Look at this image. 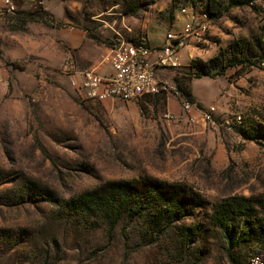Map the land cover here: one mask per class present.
Instances as JSON below:
<instances>
[{"label": "rangeland", "instance_id": "rangeland-1", "mask_svg": "<svg viewBox=\"0 0 264 264\" xmlns=\"http://www.w3.org/2000/svg\"><path fill=\"white\" fill-rule=\"evenodd\" d=\"M33 1V9L42 6ZM127 1L63 0L58 27L112 47L122 37H148V27L178 31L185 22L177 15L206 9L209 0H140L145 6L136 14L125 12ZM217 1L221 14L195 43L200 52L193 58L218 56L225 70L214 77L226 85L212 99L215 125L167 119L159 96L137 104L80 99L58 63L39 61L36 31L21 9H0V264L264 258L263 208L238 219L234 243L212 220L227 199L264 198V0ZM142 178L180 184L205 202L159 235L148 232L141 216L124 213L111 237L105 217L68 205L105 182ZM182 227L196 230L185 239Z\"/></svg>", "mask_w": 264, "mask_h": 264}, {"label": "trees", "instance_id": "trees-1", "mask_svg": "<svg viewBox=\"0 0 264 264\" xmlns=\"http://www.w3.org/2000/svg\"><path fill=\"white\" fill-rule=\"evenodd\" d=\"M242 1H237L240 3ZM145 4L140 0H128L125 7L127 14H136L144 9ZM211 18L221 14L217 0H209L206 9ZM19 14L26 22H42L48 26H58L56 17L38 6L32 10H20ZM218 56L208 60L197 59L192 63L188 71L176 70L174 82L180 96L190 103L200 105L192 92L191 82L195 78L203 76L216 77L225 74L223 68L218 69ZM194 68V69H193ZM216 69V71H214ZM148 96H159L166 104L168 93L161 91ZM50 196L49 192H46ZM52 196V195H51ZM205 202L199 196L189 194L187 189L180 184L164 183L150 178L135 180L108 181L91 190L83 192L77 198L72 199L68 205L84 212L86 216H103L108 221V237L112 236V230L118 224L124 213L141 216L150 234L159 235L166 233L179 217L191 213L195 207ZM263 208V216L260 226L264 230V198L234 197L227 199L217 206L212 214V220L226 233L231 243H234L232 234L237 230L236 222L240 217L256 215L258 209ZM262 214V210H261ZM246 226L248 224L246 223ZM192 227H182L181 235L188 239L192 234ZM147 232V233H148ZM250 236V233H249Z\"/></svg>", "mask_w": 264, "mask_h": 264}, {"label": "built area", "instance_id": "built-area-1", "mask_svg": "<svg viewBox=\"0 0 264 264\" xmlns=\"http://www.w3.org/2000/svg\"><path fill=\"white\" fill-rule=\"evenodd\" d=\"M18 1L1 0L4 10L10 13L16 11ZM186 10L183 9L186 15L184 26L178 31L168 32L164 42L159 45L150 44L145 35L133 41L119 38L112 46V71L108 74L79 69L72 56L62 63L60 71L68 77L76 95L86 101L121 100L137 104L143 97L161 91L180 95L174 82L176 70L181 67L180 51L192 39L195 43L200 41L212 20L205 9L196 13ZM181 106L180 114L164 112L165 117L190 124L203 122L215 125L214 105L198 107L182 98ZM236 120L240 121L241 116H236ZM225 123L228 126L231 124L230 121ZM248 264H264V258L253 255Z\"/></svg>", "mask_w": 264, "mask_h": 264}, {"label": "crops", "instance_id": "crops-1", "mask_svg": "<svg viewBox=\"0 0 264 264\" xmlns=\"http://www.w3.org/2000/svg\"><path fill=\"white\" fill-rule=\"evenodd\" d=\"M39 3L56 18L60 17L62 8L64 7L63 0H40ZM35 6L37 5L33 0H20L16 8L17 10H32ZM0 9H4L1 0ZM177 18L185 22L186 16L183 13H179ZM28 27L36 31L34 35L36 40L35 54L38 55L39 61L56 62L61 67L62 63L72 56L79 69H91L100 74H108L112 71V47H108L104 43H96L87 37L84 31L76 32L71 27L48 26L40 22H32ZM147 32L150 44L159 45L163 43L166 33H163L161 29L148 27ZM137 38H139V35L134 40H137ZM199 52V49L195 45V40L192 39V42L180 51V68H192L193 58ZM221 83L222 85H220ZM224 86H226L225 83L220 79L208 76L195 78L191 82L192 92L200 107L211 105L212 99L218 94L215 93V90L218 89L219 91ZM181 100L180 95L169 93L165 105L167 112L174 115L180 114L182 109Z\"/></svg>", "mask_w": 264, "mask_h": 264}]
</instances>
